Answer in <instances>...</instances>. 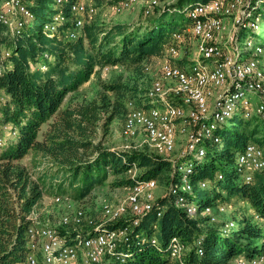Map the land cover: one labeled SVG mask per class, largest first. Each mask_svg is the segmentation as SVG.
I'll return each mask as SVG.
<instances>
[{
	"label": "trees",
	"instance_id": "trees-1",
	"mask_svg": "<svg viewBox=\"0 0 264 264\" xmlns=\"http://www.w3.org/2000/svg\"><path fill=\"white\" fill-rule=\"evenodd\" d=\"M206 1L178 0L174 10L148 20L144 26L92 20L84 24L76 40H67L64 35L71 23L59 25L56 32L47 35L44 26L53 14L51 0H36L30 8L35 17L31 28L16 36L1 31L0 52L4 50L9 55L0 70V94L4 96L0 124H8L11 130L7 133L9 140L0 148V264H16L28 254L26 234L38 222L35 211L45 192L69 197L81 203L86 212V204L97 187L127 188L149 180L162 184L167 192L156 199L152 211L133 229L127 247L134 257L129 261L166 264L167 258L157 254H166L167 241L172 236L188 246L185 260L189 264H235L238 259L250 261L264 255V169L245 182L233 168L236 155L247 143L264 146V135L261 140L257 138L260 129L253 124L254 119L234 118L229 122L231 128L225 124L217 129L219 144L208 145L206 155L200 159L191 154L172 160L143 152L111 150L97 137L99 131L105 134L114 120H124L129 101L141 103L146 93L139 86L147 80L144 64L159 57L162 43L182 27L174 21L183 20V8ZM64 16L70 17L67 9ZM43 65L44 71L40 70ZM117 66L132 71L131 84L117 76L100 81L93 97H80L81 86L93 75L105 67ZM242 124L243 130L235 129V125ZM44 125L46 129L42 131ZM27 155L32 156L31 164L38 170L31 171L23 163ZM133 165L138 173L129 177L127 171ZM189 166L192 171L187 178L192 191L185 196L192 203L216 210L219 205L242 202L247 208L248 217L244 214L237 220L229 218L235 230L224 233L227 221L210 223L207 217H190L177 207L170 189L181 185L180 169ZM202 183L207 189L200 188ZM208 194L211 198L203 202ZM89 214L97 223L99 219ZM128 219L107 227L124 225ZM89 231L92 229L83 233ZM140 237L146 241L141 243ZM152 237L157 245L150 244ZM197 242L201 256L196 252Z\"/></svg>",
	"mask_w": 264,
	"mask_h": 264
},
{
	"label": "built area",
	"instance_id": "built-area-1",
	"mask_svg": "<svg viewBox=\"0 0 264 264\" xmlns=\"http://www.w3.org/2000/svg\"><path fill=\"white\" fill-rule=\"evenodd\" d=\"M35 2L0 0V33L4 31L16 36L31 28L35 17L30 8L35 6ZM55 3L56 13L44 26L49 36L59 25L70 22L71 28L66 30L64 37L76 40L82 34L84 24L96 16L97 8L92 0H55ZM172 3L173 0H117L110 10L121 13L141 4L142 12L148 16ZM261 4L264 5V0H208L184 7L182 13L187 14V24L169 34L161 45V55L156 57L160 76L151 80L139 105L133 101L127 103L121 128L124 140L139 138L155 156L166 157L175 151L181 134L185 136V145L180 157L191 154L200 159L206 155L208 145L219 144L216 130L231 119L250 121L257 118L264 124V47L251 40L246 41L243 63L240 62L241 40L258 29L254 15ZM65 9L70 13L69 18L64 16ZM172 10L174 8L168 12ZM193 42L194 50L187 64L185 57L181 56V49L189 45L191 50ZM8 55L4 50L0 52V70ZM45 69L44 65L40 67L42 71ZM109 69L105 67L103 72ZM143 72L147 76L151 74L147 63ZM0 130L7 134L11 127L0 124ZM3 144L0 137V148ZM235 161V170L245 182H250L254 173L264 169L263 148L247 143ZM180 170L183 177L181 185L170 189L177 207L190 217H207L208 222L218 223L219 217L233 206L219 205L214 210L210 206L200 208L192 203L185 196L192 191L187 178L192 168ZM136 171L133 165L127 175L135 177ZM157 186L156 181L149 180L127 187L125 204H103L102 218L97 223L87 217L81 203L66 196H54V204L64 206L66 214L59 218L58 227L39 222L29 227L26 234L29 252L16 264H127L134 257L127 242L141 218L152 211ZM200 188L207 189V185L202 183ZM75 204H78L77 208ZM160 216L161 211L158 210L156 217ZM126 218L129 219L124 225L107 227ZM85 229H92V232L83 233ZM235 229L233 221H227L223 226L224 233ZM60 230L65 234H77L72 237ZM139 240L141 243L146 241L145 237ZM150 244L158 243L152 237ZM188 250L179 237L172 236L167 241L166 264H189L185 260ZM196 252L199 256L203 253L199 242ZM263 263L264 255L250 261H235V264Z\"/></svg>",
	"mask_w": 264,
	"mask_h": 264
},
{
	"label": "rangeland",
	"instance_id": "rangeland-1",
	"mask_svg": "<svg viewBox=\"0 0 264 264\" xmlns=\"http://www.w3.org/2000/svg\"><path fill=\"white\" fill-rule=\"evenodd\" d=\"M97 8L96 16L93 18V20H97L106 24H125L129 26H144L148 20L143 16L142 12V5L138 4L135 6V8L123 11L121 13H116L110 10L111 5L115 3L117 0H92ZM201 1V0H199ZM174 3H177L178 0H173ZM50 8L53 11V14L56 13V3L55 0H51ZM184 11V10H183ZM52 14V15H53ZM51 15V17H52ZM182 19H176L174 21L175 25L185 26L187 24V14L184 13L182 15ZM254 22L258 25V29L256 31H252L248 33L242 40L240 45V54H241V60L240 62L243 63L242 58L245 55L246 48L244 46L245 42L248 40H251L254 44H259L264 47V5L258 6V11L254 15ZM32 27V26H31ZM191 50L189 49V45L181 49V56L185 57V63L188 64L189 56H192V51L194 50V42L193 46L191 45ZM188 59V60H187ZM151 67V74L146 76L147 80L143 82V84L139 83V86L142 85V88H145L146 91L149 88V84L151 80L155 77L160 76V70H159V64L158 59L156 57H153L150 59V61L147 63ZM100 74L96 73L91 77V79L81 86L80 88V97H85L87 99L93 97L95 93L99 90V82L100 81H109L110 79H113L117 76L122 77V80L128 84L132 83V71L126 67L123 66H117L113 69H109L108 72H99ZM249 98L252 96L249 94ZM2 99H4V96L0 94V106L2 103ZM253 107L254 104L252 103ZM254 123L257 124L260 132L257 136L259 140H261L262 136L264 135V124L259 121L257 118H253ZM230 122V121H229ZM226 123V126L231 128L232 123ZM123 120L122 119H116L114 120L109 127L106 130V133L103 134L102 131L98 132V139H100L102 145L106 148H109L111 150H118V151H136V152H143L148 155H154L141 141L139 138H137L135 141H125L121 134V128H122ZM244 124L242 125H235V129L238 131L243 130ZM44 131L46 129V125L42 128ZM0 137L3 139L4 144L9 140L8 135L0 130ZM3 144V145H4ZM185 145V136L179 134L178 141L176 145L175 151L170 154L169 156H166V158H170L174 160L177 157L181 156V153ZM127 147H134L129 148ZM264 151V146H261ZM32 156L27 155L23 163L28 165L29 169L31 171L38 170L37 168L34 169V167L31 164ZM237 167V162H234L233 168L235 169ZM40 170V169H39ZM138 171H136V174ZM157 188L154 191V197L155 199H158L165 195L167 192V189L162 184H157ZM128 195V191L126 188H117V189H110L108 187H97L93 191V196L91 199H89L88 203L86 204V212L87 217L89 215H93L96 219L102 218L101 213V207L103 204L110 203L113 205H122L126 202V197ZM53 194L45 192V195L43 197L41 205L36 209L35 215L38 220V222L43 223L44 225L50 226V227H58V221L59 218L63 216V214H66V209L64 206H57L53 202ZM211 198V195L208 194L204 199L203 202L207 201ZM71 205H74L73 203ZM233 208L229 209L225 214L221 215L219 217L220 222L228 221L229 218H233L235 220L239 219L240 216L245 214L246 217H248L250 214L247 211V208L243 205L242 202L239 203H233ZM78 207V204H75V208ZM92 213V214H91ZM157 256L161 259L167 258L166 254H157ZM127 264H135L133 261H129ZM144 264H149L148 260L144 261Z\"/></svg>",
	"mask_w": 264,
	"mask_h": 264
},
{
	"label": "water",
	"instance_id": "water-1",
	"mask_svg": "<svg viewBox=\"0 0 264 264\" xmlns=\"http://www.w3.org/2000/svg\"><path fill=\"white\" fill-rule=\"evenodd\" d=\"M175 5H176V3L173 2L172 4H170V5L166 6V7H164L163 9L158 8V9L154 10L153 13L150 14V15H148V16L145 15V14L143 13V16H144L145 18H147V19L155 18V17H157L158 15H160V14H162V13H167L169 10H171L172 8H174Z\"/></svg>",
	"mask_w": 264,
	"mask_h": 264
}]
</instances>
